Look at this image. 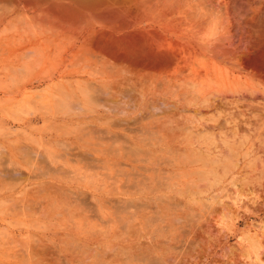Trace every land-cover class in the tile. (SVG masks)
Instances as JSON below:
<instances>
[{"label": "rangeland", "instance_id": "1", "mask_svg": "<svg viewBox=\"0 0 264 264\" xmlns=\"http://www.w3.org/2000/svg\"><path fill=\"white\" fill-rule=\"evenodd\" d=\"M0 264H264V0H0Z\"/></svg>", "mask_w": 264, "mask_h": 264}, {"label": "bare ground", "instance_id": "2", "mask_svg": "<svg viewBox=\"0 0 264 264\" xmlns=\"http://www.w3.org/2000/svg\"><path fill=\"white\" fill-rule=\"evenodd\" d=\"M90 1V0H89ZM72 91V90H71ZM51 96V95H50ZM67 100H68V98H67ZM63 101V100H62ZM66 104V103H65ZM192 132V131H191ZM189 133V132H188ZM207 139H209V138H207ZM137 140V143L139 142V145H140V143H141V141H142V143L143 142H145V141H143V139L142 140H139V138H137L136 139ZM191 141V140H190ZM212 141V140H211ZM213 142V141H212ZM148 144H152L151 142L150 143H148V142H146V144L145 145H148ZM189 144V143H188ZM190 145H193V143L191 144L190 143ZM140 148V147H139ZM230 148V147H229ZM101 151V150H100ZM104 152V151H103ZM150 152V151H149ZM230 152V151H229ZM113 153V152H112ZM230 153H232V154H234L233 153V151L232 152H230ZM102 154H104V153H102ZM107 154V153H106ZM110 154H111V152H110ZM115 154V153H114ZM229 154V153H228ZM231 154V155H232ZM191 155V154H190ZM193 155H195L194 153H193ZM210 155L211 154H202V153H198V155H197V157H195V158H193L192 160H191V162H192V164H194V165H196V167H194V173L193 174H195L197 177H198V179H199V181H211V178L210 177H216L217 175H218V172L216 171V168H215V164L217 163V161L214 159V158H211L210 157ZM229 156V155H228ZM233 156H235V154L233 155ZM232 156V157H233ZM185 157V156H184ZM215 157V156H214ZM191 158H192V155H191ZM190 158V159H191ZM184 159V158H183ZM189 159V158H188ZM227 159V158H226ZM232 158H229L228 157V160L226 161V162H222L221 161V164H222V167H223V169H227L228 170V168H230L231 167V165H232V161L234 160H231ZM101 160V159H100ZM104 160V159H103ZM117 161V160H116ZM139 161V160H138ZM143 162V161H142ZM145 162H147V161H145ZM148 164V166L146 167V169H147V172H150L152 169H155L156 167L155 166H157L158 165V163H154V161L153 162H148L147 163ZM101 165V164H100ZM99 165V166H100ZM218 165V164H217ZM105 166V165H104ZM136 167L137 166H135V169H136ZM141 167H143V166H141ZM101 168V167H100ZM144 168V167H143ZM143 168H141V169H143ZM162 168V167H161ZM172 168L174 169V170H177V169H182V167L180 166V165H178V163H174V164H172ZM103 169V168H102ZM164 169V168H163ZM138 170V169H137ZM145 169H143V171H144ZM120 171H121V169H120ZM133 171V170H132ZM141 171V170H140ZM156 171V170H155ZM163 171V170H162ZM189 171H190V169H189ZM191 172H192V170H191ZM229 172V171H228ZM125 173V172H124ZM133 173V172H132ZM134 173H136V170H135V172ZM162 173V172H161ZM117 174V173H116ZM137 174H139L138 172H137ZM163 174V173H162ZM120 175V174H119ZM140 175V174H139ZM192 175V174H191ZM144 176H145V173H144ZM114 177V176H113ZM135 177H136V174H135ZM134 177V178H135ZM147 177V176H146ZM161 178V177H160ZM162 178H163V176H162ZM182 178H183V176H181L179 179L182 181ZM116 179V178H115ZM198 179H197V181H198ZM117 180V179H116ZM115 180V181H116ZM159 180V179H158ZM190 180V179H189ZM216 180V179H215ZM135 181V180H134ZM139 181V180H138ZM141 181V180H140ZM156 181H157V179H156ZM136 182V181H135ZM139 184H140V182H139ZM138 184V185H139ZM141 184H142V182H141ZM140 184V185H141ZM135 185H137V183H135ZM134 185V186H135ZM144 186L146 185V184H143ZM157 185V184H156ZM192 185V184H191ZM195 185V184H194ZM158 186H159V184H158ZM189 186V185H188ZM202 186V185H201ZM140 187V186H139ZM122 188V187H121ZM137 188V187H136ZM147 188V187H146ZM131 189H133V188H131ZM154 189V188H153ZM156 190V189H155ZM195 190V189H194ZM129 193V192H128ZM192 193H193V191H192ZM122 195V194H121ZM143 196H144V194H143ZM111 200V199H110ZM139 204V203H138ZM112 207V206H111ZM127 207V206H126ZM101 208V207H100ZM19 209V208H18ZM102 210V209H101ZM9 215H10V213H9ZM120 215H121V213H120ZM251 238V237H250ZM252 239V242L254 243V245L256 246V247H258L259 246V239H258V237H253V238H251ZM37 241V240H36ZM16 254V253H15ZM27 257V256H26Z\"/></svg>", "mask_w": 264, "mask_h": 264}]
</instances>
